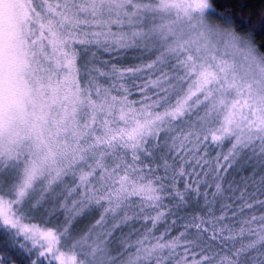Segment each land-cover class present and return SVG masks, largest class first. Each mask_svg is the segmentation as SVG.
I'll return each mask as SVG.
<instances>
[{"label":"snow or ice","instance_id":"snow-or-ice-1","mask_svg":"<svg viewBox=\"0 0 264 264\" xmlns=\"http://www.w3.org/2000/svg\"><path fill=\"white\" fill-rule=\"evenodd\" d=\"M236 22L213 0H0L2 251L264 264V10ZM46 204L62 226L24 222Z\"/></svg>","mask_w":264,"mask_h":264},{"label":"trees","instance_id":"trees-1","mask_svg":"<svg viewBox=\"0 0 264 264\" xmlns=\"http://www.w3.org/2000/svg\"><path fill=\"white\" fill-rule=\"evenodd\" d=\"M247 5L245 8L244 6ZM213 7H215L218 11L225 15L235 16L237 18L236 29L241 33L248 32V28L243 26V22L251 16L253 21L259 19L261 11L264 10V2L262 0H213ZM251 26H249L250 28ZM257 44L264 43V34H259L254 37ZM138 54L129 53L124 57H120L121 61L126 65H134L139 63L140 61L136 59ZM103 59H112L115 60L117 57H103ZM227 149H223L226 151ZM221 151L220 149H213L210 152L212 157H215L216 152ZM227 167V165H225ZM221 175L224 176V185L227 188L229 184L233 187L240 186L242 187V179L251 175L250 171H238L236 168H228L226 172L222 171ZM226 195H230V193H226ZM221 203H229V201H221ZM204 205L203 201H200V206L197 207L193 205L188 212L181 213V216H191V215H204L203 211ZM219 205H217L216 215H220ZM231 216V213H228ZM65 216L59 209H56L55 212L52 211V205L46 204L43 209L39 211L32 212L26 219L27 223H35L40 224L41 226H62L64 223ZM174 219V218H173ZM94 220V217L87 216L83 218H79L75 221L73 231L79 232L83 229H86ZM231 223V221H228ZM184 220H177L176 225L173 228V231L182 229ZM163 231V229H161ZM20 243H23L21 240ZM3 244L0 242V255H7L11 260L12 264H32L33 260H37V264H48V261L39 258L38 252L33 251L31 255L26 254L22 250H13L11 252L2 251Z\"/></svg>","mask_w":264,"mask_h":264},{"label":"rangeland","instance_id":"rangeland-1","mask_svg":"<svg viewBox=\"0 0 264 264\" xmlns=\"http://www.w3.org/2000/svg\"><path fill=\"white\" fill-rule=\"evenodd\" d=\"M218 11V10H217ZM211 22H213V23H221V21L219 20V18L218 17H213V18H211ZM25 222V221H24ZM25 223H27V222H25ZM35 224V223H34Z\"/></svg>","mask_w":264,"mask_h":264}]
</instances>
